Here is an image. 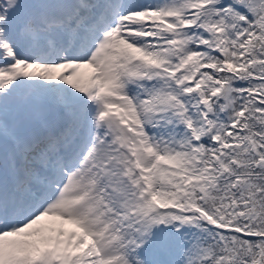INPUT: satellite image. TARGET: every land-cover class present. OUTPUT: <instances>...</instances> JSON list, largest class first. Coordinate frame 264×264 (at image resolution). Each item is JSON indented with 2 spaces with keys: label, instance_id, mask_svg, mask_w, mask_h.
<instances>
[{
  "label": "snow or ice",
  "instance_id": "snow-or-ice-1",
  "mask_svg": "<svg viewBox=\"0 0 264 264\" xmlns=\"http://www.w3.org/2000/svg\"><path fill=\"white\" fill-rule=\"evenodd\" d=\"M0 264H264V0H0Z\"/></svg>",
  "mask_w": 264,
  "mask_h": 264
}]
</instances>
